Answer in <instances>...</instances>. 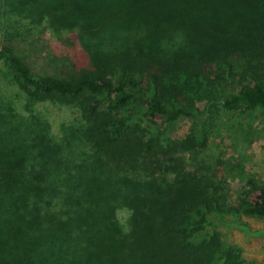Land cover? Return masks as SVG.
<instances>
[{
    "label": "trees",
    "instance_id": "obj_1",
    "mask_svg": "<svg viewBox=\"0 0 264 264\" xmlns=\"http://www.w3.org/2000/svg\"><path fill=\"white\" fill-rule=\"evenodd\" d=\"M45 33L77 37L70 77L29 65ZM0 82V264H264L227 240L260 233L264 183L228 203L199 159L223 112L264 110V0H0Z\"/></svg>",
    "mask_w": 264,
    "mask_h": 264
},
{
    "label": "rangeland",
    "instance_id": "obj_2",
    "mask_svg": "<svg viewBox=\"0 0 264 264\" xmlns=\"http://www.w3.org/2000/svg\"><path fill=\"white\" fill-rule=\"evenodd\" d=\"M31 44L30 48L24 47L27 45L23 46L28 63L34 72L43 76L70 77L73 73L72 65H78L75 61L83 62V53L74 34H63L60 38H52L49 33H45L41 39ZM7 85L0 82V89H7L6 93L9 94L10 88ZM38 107L54 128L62 119L71 118L68 109L49 104ZM193 125L190 119L182 118L172 130V137L182 138ZM183 157L186 168L193 170L194 160L190 159L188 154H183ZM199 159H205L210 163L220 161V173L225 183L228 203L237 202L242 187L249 179L264 183V110L243 113L223 112L216 127L212 129ZM245 222L252 230L260 233L248 236L241 231L231 229L227 233V240L240 246L244 258L249 262L251 260L264 262V233L262 232L264 221L245 219ZM222 231L225 232V230Z\"/></svg>",
    "mask_w": 264,
    "mask_h": 264
}]
</instances>
